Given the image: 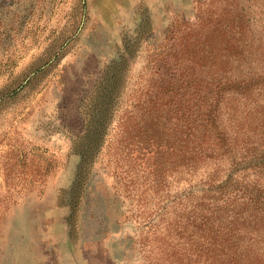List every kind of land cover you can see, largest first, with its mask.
Listing matches in <instances>:
<instances>
[{"label":"rangeland","instance_id":"374dc122","mask_svg":"<svg viewBox=\"0 0 264 264\" xmlns=\"http://www.w3.org/2000/svg\"><path fill=\"white\" fill-rule=\"evenodd\" d=\"M208 1L0 0V264H187L170 247V190L213 164L170 189L169 170L132 172L113 134L76 187L77 149L105 70L127 64L122 110L154 76L170 27L195 30ZM242 2L262 26L264 0ZM230 100V129L255 127L252 103ZM263 126L244 130L258 142Z\"/></svg>","mask_w":264,"mask_h":264},{"label":"trees","instance_id":"16d2710c","mask_svg":"<svg viewBox=\"0 0 264 264\" xmlns=\"http://www.w3.org/2000/svg\"><path fill=\"white\" fill-rule=\"evenodd\" d=\"M219 1L218 11L202 3L195 30L170 27L151 59L154 76L122 110L127 64L113 61L97 80L76 187L113 134L132 172L169 170L170 189L210 162L205 179L170 190L173 254L187 264H264V138L244 130L264 125V24L255 26L242 0ZM231 98L252 103L257 117L240 135L225 118Z\"/></svg>","mask_w":264,"mask_h":264}]
</instances>
